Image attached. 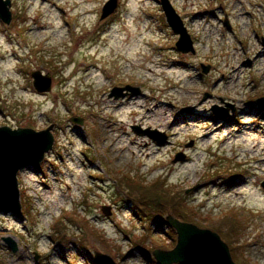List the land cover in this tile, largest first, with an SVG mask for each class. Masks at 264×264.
<instances>
[{
  "label": "rangeland",
  "instance_id": "rangeland-1",
  "mask_svg": "<svg viewBox=\"0 0 264 264\" xmlns=\"http://www.w3.org/2000/svg\"><path fill=\"white\" fill-rule=\"evenodd\" d=\"M108 1L12 0V23L0 19V127L55 126L46 160L19 174L22 215L0 210V264H97V252L154 264L178 244L169 215L217 232L236 264H264V0H171L196 55L178 51L160 0H119L102 20ZM128 85L141 93L110 98ZM223 101L237 110L222 119ZM156 181L171 202L158 220L136 216L155 207Z\"/></svg>",
  "mask_w": 264,
  "mask_h": 264
},
{
  "label": "water",
  "instance_id": "water-1",
  "mask_svg": "<svg viewBox=\"0 0 264 264\" xmlns=\"http://www.w3.org/2000/svg\"><path fill=\"white\" fill-rule=\"evenodd\" d=\"M166 14L169 25L179 37L176 47L183 55H196V43L189 32L185 21L173 6L171 0H160ZM119 7V0H110L103 8L102 20L114 14ZM0 19L7 25L13 21L12 0H0ZM231 27L229 22L226 23ZM251 65V62H249ZM203 73L208 75L211 65L202 64ZM34 86L38 93L48 94L53 89V78L42 71L32 73ZM141 93V89L128 85L116 87L112 90L110 98L122 99L130 95ZM212 95L206 94L204 101ZM228 108L222 106L213 107V112L220 118L230 116L236 112V105L223 101ZM256 104L264 111V97L256 100ZM193 108H187L188 114L193 113ZM75 123L83 124L81 117L72 119ZM55 126L37 131L33 128L0 127V210L7 214L19 217L23 213L22 191L19 174L25 169H37L47 155L54 149ZM138 134L148 135L157 143L164 145L168 142V136L158 130H142L134 128ZM186 156L179 154L175 162L185 161ZM264 187V183H263ZM111 207H103L107 216L112 215ZM167 222L178 233V244L173 250L156 249L153 253L158 264H236L233 260L229 245L222 237L210 229L182 221L174 215H169ZM4 241L11 250L18 251L17 242L12 237H5ZM97 264H117L110 255L97 252L95 255Z\"/></svg>",
  "mask_w": 264,
  "mask_h": 264
},
{
  "label": "trees",
  "instance_id": "trees-1",
  "mask_svg": "<svg viewBox=\"0 0 264 264\" xmlns=\"http://www.w3.org/2000/svg\"><path fill=\"white\" fill-rule=\"evenodd\" d=\"M156 183H159V187H163V190H162V193H156V196H155V201L153 202L155 207L152 208L150 212H148L147 214H145L144 210L141 209V211H138L137 209H134V212L136 214V216L138 217H146V218H154L155 220H158V215H159V210L163 209L166 205H168L169 203L167 202H171V201H168L170 200L169 199V196L168 194L170 193V188H169V184L167 181H156ZM165 189V190H164ZM166 193H163L164 191H166ZM139 209V207H138ZM193 212H195L194 209H191ZM188 214V212L185 210L183 213H182V216H180V218L182 219H186V215ZM165 225H167V221H165ZM160 227H162V225H160ZM244 227L240 224H236L234 227H233V231L237 234H240L242 231H243ZM154 264H157L156 261L154 260Z\"/></svg>",
  "mask_w": 264,
  "mask_h": 264
}]
</instances>
